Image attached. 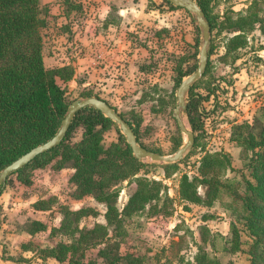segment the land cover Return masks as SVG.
<instances>
[{"label": "trees", "instance_id": "obj_1", "mask_svg": "<svg viewBox=\"0 0 264 264\" xmlns=\"http://www.w3.org/2000/svg\"><path fill=\"white\" fill-rule=\"evenodd\" d=\"M261 3L264 0H252L246 9H229L217 17L212 12L210 1H198L210 23L212 35L209 63L203 78L211 70L213 32L216 29L220 34H225L223 56L231 55L235 59L239 57L237 52L248 47L247 34L257 28L264 34V15L258 7ZM164 4L172 10H184L166 0ZM49 16V11L41 6L39 0H0V172L33 148L52 139L72 103L68 90L58 83V79L65 84L72 80L73 67L48 69L45 66L44 30L51 26ZM197 42L196 48L199 49L200 41ZM185 61L180 59L174 63V80L178 84L196 71H183ZM198 84L189 93L186 111L196 137L192 151L197 148L198 133L203 129L202 101L207 98L197 91ZM80 97L96 95L84 89ZM169 103L162 99V109ZM260 110H264V106ZM122 117L136 133L140 145L164 155L141 143V120L138 119L134 124ZM112 129L117 131V141L107 144L106 134ZM78 130H82V136L74 140ZM231 141L242 150L248 175L242 172L239 179L228 177L229 173L234 172L233 160L230 153L224 150L203 151L196 163L197 172L189 174L179 170L185 159L173 164H150L138 160L115 123L95 108L88 107L80 111L64 141L18 171L17 180L29 186L31 181L24 177L29 168H70L73 170L70 179L74 186L73 197L81 199L91 196L98 203L105 204V223L88 227L84 225V220L100 217L99 210L91 206L72 210L64 205L60 210V226L52 227L49 236L52 240L59 235L64 240L55 245L31 242L29 248L43 260L53 258L66 264H148L146 256L138 250L123 251L130 230L141 228L152 219L174 215L179 201L185 212L191 211L189 205L211 208L219 204L225 208L231 218L229 237L221 236L227 246L226 252L230 255L241 252L243 232H246L252 240L248 252L251 264H263L264 122L256 116L253 122L234 125ZM182 145L183 141H175L174 151H178ZM54 162L56 166L52 165ZM168 180L176 181V196L171 195ZM126 182L135 184L136 188L120 208L119 199ZM200 189L205 191L204 195ZM57 203L56 197H49L40 199L34 207L45 211ZM211 218L214 216H203L204 222L200 227L202 244H198L188 264H223L216 254H211L203 247L210 241L214 249L213 240L220 236L207 224ZM28 229L33 235L49 230L40 221H32ZM211 236L212 240L209 239ZM158 246L156 241L150 239L148 248L151 255L148 256H152V259L158 257L165 248L159 252ZM92 251L96 253L90 255Z\"/></svg>", "mask_w": 264, "mask_h": 264}, {"label": "rangeland", "instance_id": "obj_2", "mask_svg": "<svg viewBox=\"0 0 264 264\" xmlns=\"http://www.w3.org/2000/svg\"><path fill=\"white\" fill-rule=\"evenodd\" d=\"M40 0L43 8L49 11L50 27L44 30L45 55L48 67L59 66L69 62L73 57L77 60L86 56L89 48L96 51L99 48H118L126 50L125 60L120 65H113L106 69L101 80H97L99 73L87 76L83 71L75 80L77 83L82 78L88 77L89 83H107L109 86L94 85L95 90L110 102L116 111L134 124L139 119L141 143L162 152L164 155H173L175 141H186V136L181 132L173 111L177 107L176 92L180 84L174 80V63L180 59L187 60L183 63V71H193L199 65V52L203 43L201 30L195 18L185 10H172L164 4V0ZM197 3L199 0H195ZM210 1L212 12L221 17L226 10L239 11L246 9L252 0H205ZM114 3L127 4L124 9V23L111 26L107 19L116 17L112 7ZM259 12L264 15V3L259 6ZM149 11H148V10ZM110 15V16H109ZM220 20V19H219ZM59 21V22H58ZM59 23V24H58ZM59 25L68 27L67 37H59L66 30ZM218 29L213 32L214 50L210 58L211 70L208 75L199 80L197 91L203 93L202 101L203 129L198 133V146L185 156V161L179 166L181 172L196 173V163L203 151H221L230 153L233 160L234 172L229 173L230 179H239L240 174L249 172L245 168L242 150L231 141L232 127L236 124L253 122L258 116L264 122V34L259 28L248 35V47L237 52L239 56H223V41L225 34H220ZM59 37V39H57ZM200 41L197 49V41ZM127 43V45H126ZM211 46V44H210ZM79 68V66H78ZM49 69V68H48ZM97 75V76H96ZM106 75V76H105ZM105 76V77H103ZM58 83L68 90V97L73 102L83 99L81 90L75 83ZM127 84V86H126ZM133 87H136L134 90ZM209 89V90H207ZM211 91V95L207 96ZM172 97V98H171ZM170 102L162 109L161 100ZM259 111V112H258ZM258 112V113H257ZM136 115V116H134ZM187 125L191 128L188 117L183 115ZM192 129V128H191ZM81 130L76 131L75 135ZM117 131L108 132L107 140L114 141ZM190 153V154H189ZM189 154V155H188ZM183 159V160H184ZM150 164L156 163L144 160ZM56 166V162L52 164ZM29 186L17 180V174L10 176L9 187L0 186V225L3 227L5 239L0 242L2 246L12 248L14 240H8L17 230V223L25 217L40 218L48 225H58L61 207L64 205L73 209L82 206H94L100 213H104V204L97 203L91 198L76 200L73 197L74 186L69 182L71 169L56 170L47 168H29L26 171ZM24 174V175H25ZM7 183V184H8ZM6 184V185H7ZM170 193L176 196L177 183L170 180ZM135 184L125 187L120 199L119 207L122 208L135 191ZM202 195L205 194L200 189ZM45 194V197H56L58 203L55 210L49 213L33 212L32 203ZM44 197V195H43ZM46 197V198H47ZM177 201L176 213L167 217L152 219L149 224L141 228L134 227L130 230L128 243L123 246V251L138 250L146 256L148 264H188L189 257L194 256L198 244H202L200 227L203 225L201 215L205 210L194 207L192 211L185 212ZM215 218L207 223L211 229L220 236L203 245L211 254H216L223 264H251L249 255L252 244L248 233L243 232L242 251L230 255L226 252L225 240L229 237L230 214L216 204L209 210ZM103 220V217L84 220V225L92 227ZM104 221V220H103ZM241 228V225H240ZM242 229V228H241ZM46 233H40L37 240L43 244H57L64 240L56 236L47 239ZM150 239L159 246L158 257L151 255L148 244ZM212 240V236L209 237ZM18 243H16V246ZM13 249V248H12ZM158 252V253H159ZM96 251L90 252L95 254ZM264 264V263H263Z\"/></svg>", "mask_w": 264, "mask_h": 264}, {"label": "water", "instance_id": "obj_3", "mask_svg": "<svg viewBox=\"0 0 264 264\" xmlns=\"http://www.w3.org/2000/svg\"><path fill=\"white\" fill-rule=\"evenodd\" d=\"M176 8L184 9L188 13L194 16L196 24L201 30L203 43L199 52V65L194 73L187 76L179 85L176 97L177 107L173 111V116L181 130L186 136V141L182 147L176 151L173 155H162L150 151L139 144L137 135L130 126V124L105 100L98 97H87L80 100L73 101L65 115L61 127L57 134L49 141L33 148L28 153L21 156L19 159L6 166L0 172V186L5 187L8 179L13 174L17 173L24 167H27L32 161H34L40 155L54 149L59 146L66 138L73 120L76 115L88 108L92 107L100 111L106 118L110 119L120 129L122 135L126 138L127 144L130 146L133 155L138 160H151L156 163L173 164L181 162L186 154L194 147L196 142L195 133L187 125L183 115L186 114L188 106V96L192 87L203 78L209 63V47L211 44V26L206 18L204 10L195 0H166Z\"/></svg>", "mask_w": 264, "mask_h": 264}, {"label": "crops", "instance_id": "obj_4", "mask_svg": "<svg viewBox=\"0 0 264 264\" xmlns=\"http://www.w3.org/2000/svg\"><path fill=\"white\" fill-rule=\"evenodd\" d=\"M97 1L98 2H106L108 0H97ZM127 2H128V0H127ZM127 2L125 1L124 3H127ZM127 4L114 3L112 5V7H113V9H114V11L116 13V17L109 15L110 17H108V19H107V22H108L109 25L118 26V25H120V24L122 25V23H124V14L126 12L124 7ZM59 26L61 28L62 25H59ZM62 27H65V26H62ZM65 29L66 30H64L63 34L59 35V37L66 38L68 36L67 35L68 27H65ZM59 37L57 39H59ZM99 45L100 44L97 43V46L95 47L96 51H93L90 48L87 51H85V55L86 56H84V57L81 56L82 59H80V57H78L77 60H74V57H73L69 62L64 63L62 65H59V66H54V67L53 66L52 67H48L47 66L48 63H47L46 55H45L46 51H44V62H45V66L47 68H49V69H55V68H60V67H64V66H72L73 69H74V76H73V79L70 80L66 84H71L70 82L73 81L75 83L77 89H80V90H84V89L91 90V91L94 92L96 97H98L100 99H103L107 103L111 104L105 98H101V96L98 94V92L94 88V85H102V84L105 87H107V86H109L107 83H95L94 85H92V83H89L88 77H86L85 79L81 78L78 83L75 80L76 78H78V76L80 75V72L83 71V70H84V72L86 73L87 76L92 75V73H95V74L99 73L98 76L96 75L97 76V80H101L100 78L102 77V74L105 73V70L102 69L103 66H105L106 69H107V68H109V67H111L113 65H120L121 64L120 61L122 63L124 62L125 55H126V52H125L126 50H122V49H120V47H118V48H106V47L99 48ZM126 45H127V43H126ZM78 66H79V68H78ZM105 76H103V77H105ZM58 80H60V79H58ZM126 86H127V84H126ZM133 88H134V90L136 89V87H133ZM81 136H82V130H81V132L79 134L78 133L76 134L74 140H79L81 138ZM107 136H108V133L106 134V143L107 144H110L112 142L117 141V138H116L114 141H110L109 142L107 140ZM72 174H73V170H71V174L69 176V182L70 183H71L70 179H71ZM167 182L169 183L170 180H168ZM128 185H129L128 182H126L125 183V187L128 186ZM8 187H9V183L6 185V190H7ZM43 195H44V197H43ZM43 195L40 196L39 198H37L32 203V211L33 212L49 213V212H53L55 210V207H53L50 210H45V211H41V210H36L35 209L34 204L37 203L40 199H44V198L47 197V196L45 197V194H43ZM86 198H91L94 201H96L91 196H87V197H84V198H81V199H76V198L75 199L76 200H83V199H86ZM82 207H84V206H82ZM82 207H79V208H76V209H73L71 207L70 208L72 210H78V209H80ZM92 207H94V206H92ZM105 207H106V205H105ZM189 207L191 208V211L193 210L194 207H199V208L205 210L204 212H202V215H201L202 221H204L203 220V216L205 214L213 215L214 218H215V214L210 213L209 210L215 208L216 204L213 207H211V208L202 207V206H196V205H189ZM105 212H106V209H105L104 213ZM104 213L103 214L101 213V216L103 217L104 221L102 220V221H100L98 223H105ZM60 214H61V212H60ZM25 216H26L25 214L19 216L20 218H24L25 220L19 221V223H17V225H16L17 230L14 231L12 234H10L12 239H10V238L8 239V240H14L15 239V244H12V248L13 249L12 248H7V247H4V246H2V248H0V264H66V263H60L59 261H57L56 259H53V258H48L47 260H43L42 258H40L36 254V252L32 251L29 248L31 242H37V243L40 242V241H35V240H37L38 235L40 233H38L36 235H33V234L30 233V231L28 229L29 228V224L32 221H40V222H43L44 224H46L48 226L49 230L47 232H41V233H46L47 237H48L47 239H50L49 238L50 229L52 227H54V226L55 227L60 226V222L62 220V216H61V219H60L58 225H55V224L48 225L47 222L43 221L40 218H30V217L27 218ZM211 219H213V218H211ZM211 219H209L208 221H210ZM3 232H4L3 231V227H2V225H0V242H2L3 239H5V235H4ZM16 243H18L17 246H16ZM41 244H43V242H41ZM47 244H43V245H47ZM49 244H50V242H49Z\"/></svg>", "mask_w": 264, "mask_h": 264}]
</instances>
